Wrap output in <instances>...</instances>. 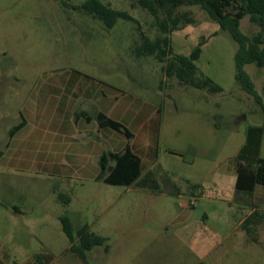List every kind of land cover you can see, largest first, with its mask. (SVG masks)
Segmentation results:
<instances>
[{"label": "rangeland", "instance_id": "374dc122", "mask_svg": "<svg viewBox=\"0 0 264 264\" xmlns=\"http://www.w3.org/2000/svg\"><path fill=\"white\" fill-rule=\"evenodd\" d=\"M84 1L0 0V152L19 113H60L73 103L88 113L91 105L104 113H156V129L142 141L129 117L121 121L150 177L138 186L68 179L40 167L35 148L5 154L0 264H264V186L237 191L232 167L250 127L262 128L264 159V67L244 66L255 100L236 83L230 34L198 6L183 5L178 13L192 23L170 33L172 52L187 57L199 48L197 76L221 92L185 86L164 77L163 63L134 55L142 35L153 40L159 32L133 0H100L132 18L112 28L83 13ZM239 29L248 37L261 30L248 16ZM83 95L92 99H78ZM108 131L118 135L116 148L127 143ZM253 211L260 217L247 234L242 223ZM62 215L75 230L87 224L106 238L107 250L92 249L82 263L68 250Z\"/></svg>", "mask_w": 264, "mask_h": 264}, {"label": "trees", "instance_id": "16d2710c", "mask_svg": "<svg viewBox=\"0 0 264 264\" xmlns=\"http://www.w3.org/2000/svg\"><path fill=\"white\" fill-rule=\"evenodd\" d=\"M70 1V0H65ZM138 6L146 11L153 19L159 35L151 40L141 36V43L133 50L134 55L140 57H153L163 63L162 71L166 79L176 78L183 85L206 90L210 94L221 92V88L206 77L197 76L194 61L198 58L199 48L194 49L189 56L174 55L170 46L169 35L179 28L180 23L190 24L192 19L187 13H178L183 5L198 6L215 21L221 30L227 31L237 44L234 54L235 80L240 89L258 100L254 84L244 71V66L253 64L257 68L264 67V0H133L131 6ZM80 10L93 18L103 22L106 28H112L118 19L132 20L125 11H119L102 3L100 0H85L80 4ZM248 16L249 21L260 27L253 37L244 35L239 29V22ZM83 113V112H79ZM94 117L99 128H108L124 135L127 140L122 152H104L98 159L99 173L96 181L109 185L138 186L147 182L150 173L142 176V160L133 153L128 141L132 133L120 122L111 119L100 111ZM90 121V119L87 118ZM24 125L21 121L8 132V138ZM262 137L261 127H250L246 133L245 144L232 159L235 171L234 187L237 191L253 192L257 185L264 186V159L259 157ZM112 167L108 172V168ZM142 176V177H141ZM57 200L67 204L68 195L57 193ZM260 215L253 211L242 223L246 233L252 230L248 223L259 219ZM61 229L67 237L69 251L82 263H86V254L96 247L107 250L106 238L94 234L87 224L74 229L67 215L59 217ZM258 222V221H257ZM255 223V221H253Z\"/></svg>", "mask_w": 264, "mask_h": 264}, {"label": "crops", "instance_id": "0c3cea01", "mask_svg": "<svg viewBox=\"0 0 264 264\" xmlns=\"http://www.w3.org/2000/svg\"><path fill=\"white\" fill-rule=\"evenodd\" d=\"M90 97L83 95L79 96L78 99H92ZM74 107L76 106L73 103L68 111L60 113H19L18 121L8 129L7 136L9 130L21 121H24V125L12 138H8L5 153L3 155L0 152V159L5 154L10 157L18 150L35 148L39 152L38 163L40 167L53 166L52 172H63L68 179L73 176L76 178L90 176L96 181L99 173L98 159L100 155L104 152H122L126 143L116 148L115 141L118 139V135L108 131V128L98 127L94 120L97 113L94 111L100 110L96 107L90 106L91 113H88L86 109ZM102 113L120 122L123 126L125 124L121 121L125 117H129L128 124L129 121L133 122L135 134L141 136V141L146 135L153 134L156 129V113H147L144 116L142 113ZM133 140H135L134 136L128 143L133 153L138 155L133 150ZM51 151L53 152L51 153ZM51 157L52 162L49 161ZM22 162L25 164L24 161ZM144 175L145 173L142 172V176Z\"/></svg>", "mask_w": 264, "mask_h": 264}, {"label": "water", "instance_id": "95a60500", "mask_svg": "<svg viewBox=\"0 0 264 264\" xmlns=\"http://www.w3.org/2000/svg\"><path fill=\"white\" fill-rule=\"evenodd\" d=\"M111 169H112V167H109V168H108V172L111 171Z\"/></svg>", "mask_w": 264, "mask_h": 264}]
</instances>
